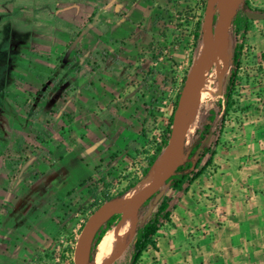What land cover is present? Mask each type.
I'll return each instance as SVG.
<instances>
[{"label": "rangeland", "instance_id": "1", "mask_svg": "<svg viewBox=\"0 0 264 264\" xmlns=\"http://www.w3.org/2000/svg\"><path fill=\"white\" fill-rule=\"evenodd\" d=\"M0 1L10 3V0ZM38 1L49 3L51 12L44 13L43 8L37 6L40 12L35 17L38 33L33 44L36 49L21 53L24 59L17 75V87L10 91L20 105L27 100L34 101L42 92L36 109L41 108L46 116H37L35 132L31 134L20 129L16 120L5 117L6 111L0 109L3 116L0 118V151L3 153L0 156V264H73V251L82 226L97 210L86 209L92 200L83 182L90 177L96 180L106 177L111 184L110 193L116 195L138 178L144 158L131 144L135 143L143 151L148 144H156L169 130L171 132L176 102L204 44L202 33L193 45L192 60L180 75L174 71V75L165 78L166 87L158 84V88L150 92L143 88L130 90L125 88L126 83H139L142 78L139 68H144L147 62L175 66L171 63L170 51L192 36L191 26L203 21L207 0H192V3L166 0L165 12L161 7L156 12L158 2H155V12L144 14L143 20L130 29L121 26L123 32L116 19L119 14L123 15L116 0ZM250 5L246 8L244 0H239L236 17L260 9ZM125 20L126 17L123 22ZM250 20L253 29L258 20ZM119 37L123 38L119 40ZM240 37L233 23L227 47L221 49L219 64L213 63L206 71L205 79L211 80L215 93L200 102L198 99L193 109L195 116L189 124L186 150L195 146L200 136L206 137L211 146L216 141L225 108L224 93L234 68L231 57ZM117 38L119 43L115 44ZM129 38L136 43H129ZM246 44L239 72L237 106L228 117V123H239L249 110V106L242 103L245 88H258V96H264V65L253 42ZM121 54H134L132 64L128 61L127 67H123L126 59ZM154 57L156 59L151 61ZM116 79L121 81L116 82ZM100 80L113 82L112 85L118 83L120 87L110 88V84H104L108 88H94ZM108 104L111 110L117 109V115L111 117L116 124L114 129L128 130L124 135L120 133V139L115 141L116 162H111V151L105 149L109 155L101 153L102 156L95 152L100 142L95 140L96 132L90 134L100 120L106 119L101 109L106 111ZM105 128L114 138L112 129ZM21 137H25L23 142ZM17 150L23 152V166L12 163ZM77 158L84 162L83 167H70V161ZM142 183L140 190L148 185ZM163 199L164 196L158 203L151 200L141 208L134 227L130 228L133 234L127 238L123 254L112 264H129L136 230L147 223ZM15 206L19 208H13ZM122 222L123 219L120 223L118 220L112 228ZM97 236L98 232L89 240L86 264ZM16 244L21 245L18 252L13 249ZM96 251L97 248L94 256Z\"/></svg>", "mask_w": 264, "mask_h": 264}, {"label": "crops", "instance_id": "2", "mask_svg": "<svg viewBox=\"0 0 264 264\" xmlns=\"http://www.w3.org/2000/svg\"><path fill=\"white\" fill-rule=\"evenodd\" d=\"M248 1L264 10V0ZM155 2H158L156 12L159 7L166 11V0H116L123 14L116 18L121 32V26L130 29L143 20L144 14L155 12ZM254 23L255 27L252 29L251 26L246 34V43L252 41L261 55L264 52V19ZM195 32L196 25L191 26L189 33L192 36L184 43H177L170 51L174 67L147 62L144 68H139L140 82L135 85L126 83L125 88H143L150 92L152 88H158V84L166 87L165 78L175 73L180 75L192 60ZM119 40L115 39V44ZM129 43L135 44L136 41L131 39ZM121 55L126 59L123 67H127L128 61L132 64L134 54ZM98 83L94 88H108L104 84H110V88L120 87L118 83L112 85L113 82L103 83V80ZM244 91L242 103L249 106V110L239 123H226L220 143L213 150L215 154L209 170L181 189L169 187L166 190L163 201L171 212L170 221L164 223L155 237L157 250L145 252L139 264H264V96H258V88H245ZM262 93L264 95V91ZM110 106L108 104L106 111L101 109L106 119L100 120L97 128L90 131V134L92 131L97 133L94 139L100 144L95 152L100 156L101 153L109 155L105 149L118 155L114 149L115 141L120 139V133H128L126 129L120 132L114 129L116 124L111 117L117 115V109L111 110ZM68 117L73 121L71 116ZM104 126L112 129L114 138L107 134ZM125 141L123 139L124 144ZM70 163V167H83L84 164L78 158ZM23 243L21 241V245ZM21 245H14L13 249L18 252Z\"/></svg>", "mask_w": 264, "mask_h": 264}, {"label": "trees", "instance_id": "3", "mask_svg": "<svg viewBox=\"0 0 264 264\" xmlns=\"http://www.w3.org/2000/svg\"><path fill=\"white\" fill-rule=\"evenodd\" d=\"M29 2L37 4H29ZM244 5L246 8L251 7L248 0H244ZM37 6H41L44 13L51 12L50 4L42 1L10 0V3L0 1V109L6 111L5 117H11L16 120V122L20 125V129L29 131L31 134L35 132L33 127L37 122V116L41 115L43 118L46 116L41 108L38 110L36 109V103H38L39 100H42V92L35 97L34 101L27 100L23 105H20L16 101V98L13 93H11L10 89L17 87V75L23 63L22 59H24V56L21 53L24 50L32 52L36 49L35 44L33 43L38 33L35 17L40 11ZM256 11L264 14V10L258 9ZM251 26L252 21L246 14L238 15L234 21L236 34L237 36L241 35V39L235 45L233 55L231 57V62L234 68L231 72L229 84L224 93L225 100L223 103L225 108L222 119L220 120V126L217 130L216 141L214 145L211 146L207 144L208 139L206 137H199L195 146L188 150L187 158L184 164L179 167L177 174L171 178V187L173 188L181 189L184 184L193 182L201 175H204L213 164L215 154L213 152V148L220 143L223 129L226 126L228 117L231 114H234L237 106L236 96L238 95V83L240 81L239 72L241 68V60L247 46L246 34L250 31ZM202 29L203 21L198 22L196 25V32L194 34V40L196 42H198L202 36ZM260 60L264 65V52L261 53ZM178 100L176 102L174 112L176 110ZM174 112L171 116V123L173 122ZM1 117L3 116L0 115V118ZM212 119L213 118L211 117L209 118L210 121H213ZM169 134L170 130L167 132V136L162 138L160 143L157 142L156 144H148L145 148H143V151H140L138 146L135 143H132L133 149L136 153L144 158V166L140 169L138 178L131 181L126 188L119 191L116 195L110 193L111 184L108 182L106 177H101L99 180L90 177L85 180L83 185H86L92 200V203H89L86 209H93L95 211L107 203L122 198L137 187V185L147 177L156 164L162 151L167 145ZM21 140L23 142L25 137H21ZM0 156H3L1 151ZM117 160L118 155L112 154L111 162H116ZM24 161L25 158L23 152L17 150L12 163L23 166L22 162ZM96 171L97 173H100L98 168ZM170 215L171 212L168 204L163 201L160 203L147 223L137 229L134 240L133 255L129 264H139L145 252L150 249L157 250L155 237L164 223L170 221ZM117 221V218H112L100 228L98 236L94 240L90 249V255L88 258L89 263L94 262L95 256L93 253L95 248H97L98 251V246L103 237L112 229ZM38 259L42 260L40 255H38Z\"/></svg>", "mask_w": 264, "mask_h": 264}, {"label": "water", "instance_id": "4", "mask_svg": "<svg viewBox=\"0 0 264 264\" xmlns=\"http://www.w3.org/2000/svg\"><path fill=\"white\" fill-rule=\"evenodd\" d=\"M238 2L239 0H207L202 29L204 44L200 55L196 58L186 77L184 87L180 93L167 145L157 160L160 161V169L154 181L145 185L130 200L120 201L124 197L123 196L118 200L98 208L88 218L75 244L73 264H86L83 258L86 247L85 239L91 230L94 229V235L112 218H117L119 223L125 218L135 219L146 203L151 200H153L154 203L160 202L166 190L171 187V178L177 174L179 167L184 164L187 158L188 150L185 149L186 138L189 124L193 116V109L199 99L195 92L203 79H205L207 69L214 63L212 57L218 47H223L224 50L227 47L231 29L237 14ZM220 5L222 6V10L219 9ZM223 11H225V14H223ZM217 13L218 16L216 18ZM246 15L253 20L264 19V14L261 12H246ZM227 57L229 58L230 56ZM222 89L221 84L220 92H222ZM152 170L142 181L149 177ZM142 181L137 186H139ZM112 203L116 204L111 207ZM123 252L122 250L119 254L109 258L105 264H112ZM87 264L91 263L87 262Z\"/></svg>", "mask_w": 264, "mask_h": 264}, {"label": "bare ground", "instance_id": "5", "mask_svg": "<svg viewBox=\"0 0 264 264\" xmlns=\"http://www.w3.org/2000/svg\"><path fill=\"white\" fill-rule=\"evenodd\" d=\"M221 7L222 6L220 5L219 9H221ZM223 14H225V11H223ZM222 48L223 47H218L217 51L214 53L212 57L214 65L216 66L220 62ZM211 84H212L211 80L203 79L199 88L195 92L196 96L199 97V102L201 101V99L212 96L215 93V88ZM159 169H160V161H157V163L153 167L152 173L148 177V180L144 181L142 185L153 182ZM139 190H140V186L136 187L131 193H129L128 197H123L122 201L130 200L131 198L134 197L135 194L139 192ZM134 223H135L134 218H125L123 219L122 224H120L118 227L112 228L110 231L106 233V235L103 237L101 243L98 246V251L95 255L94 264H105L107 259L113 257L114 255L119 254L120 252H122V250H124L127 238L133 234V231H131L130 228L134 227ZM93 232L94 229L87 234L85 239L86 247L83 255L84 260L87 256L89 240L93 236Z\"/></svg>", "mask_w": 264, "mask_h": 264}, {"label": "built area", "instance_id": "6", "mask_svg": "<svg viewBox=\"0 0 264 264\" xmlns=\"http://www.w3.org/2000/svg\"><path fill=\"white\" fill-rule=\"evenodd\" d=\"M169 136H170V134L168 135V139H169ZM163 137H165V136H163ZM162 140V139H161ZM161 140L158 142V143H160L161 142ZM70 259H71V257H70Z\"/></svg>", "mask_w": 264, "mask_h": 264}]
</instances>
